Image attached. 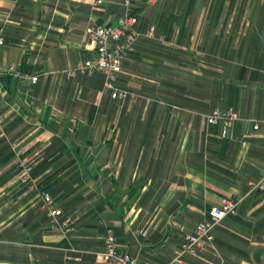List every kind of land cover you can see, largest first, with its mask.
<instances>
[{"label": "crops", "instance_id": "0c3cea01", "mask_svg": "<svg viewBox=\"0 0 264 264\" xmlns=\"http://www.w3.org/2000/svg\"><path fill=\"white\" fill-rule=\"evenodd\" d=\"M120 2L0 0V65H18L0 78L14 142L0 139V264H93L105 226L138 264H169L223 197L238 199L236 215L188 264H264V191L249 192L264 167V0L143 1L116 82L129 95L113 99L101 74L63 72L92 55L87 28L114 23ZM216 107L237 115L224 137L204 121ZM13 146L68 236L19 185Z\"/></svg>", "mask_w": 264, "mask_h": 264}, {"label": "built area", "instance_id": "2783aa9c", "mask_svg": "<svg viewBox=\"0 0 264 264\" xmlns=\"http://www.w3.org/2000/svg\"><path fill=\"white\" fill-rule=\"evenodd\" d=\"M139 1L121 0L124 11L116 18L114 23L89 26L87 34L90 42L94 45L92 55L77 61L73 67L64 70L63 74L71 78L76 75L92 76L95 73H100L104 78V88L110 92L111 98L124 99L127 96V90L119 88L116 82L118 75L121 73L123 58L128 52L132 51L134 43L140 35L135 28L138 18L132 12V7ZM92 2L95 6L102 4V0H92ZM145 35L153 38L154 27L150 26ZM157 39L164 40V37L158 35ZM2 43L3 37L0 33V45ZM17 67V64L0 66V78L6 73H17ZM24 76L33 83L37 80L36 76ZM236 119L237 115L234 110H224L219 107L204 115V121L207 124L221 125L220 135L222 137L226 135L227 130L231 128ZM2 128L3 118L0 115V133ZM26 179L24 178V180ZM255 191H264V167L259 178L249 184V192ZM39 197L47 215L52 219L51 226L54 228L56 220L62 215V210L55 205L50 194L42 192ZM237 204L238 199L221 198L216 205L210 208L208 216L197 223L192 234H183L182 240L174 250L173 259L169 264H185L183 261L185 256L195 255L197 250L205 248V244L213 246L211 245L214 239L213 228L220 224L225 216L236 215ZM59 228L63 230L65 235L74 230L72 224L67 220H63L59 224ZM103 244L104 247L101 251L94 252L93 264H138L136 257L118 249L116 236L110 226H105Z\"/></svg>", "mask_w": 264, "mask_h": 264}, {"label": "rangeland", "instance_id": "374dc122", "mask_svg": "<svg viewBox=\"0 0 264 264\" xmlns=\"http://www.w3.org/2000/svg\"><path fill=\"white\" fill-rule=\"evenodd\" d=\"M143 1H145L146 3H149V4H153L156 0H152V1H149V0H140L136 5H134L133 7H132V12H134V9H135V7L136 6H138L140 3H142ZM121 3V2H120ZM122 6V5H121ZM122 8H123V6H122ZM123 11H124V8H123ZM136 28V27H135ZM154 30H155V28H154ZM145 36H147V35H145ZM162 36V35H161ZM147 37H149V36H147ZM164 37V36H163ZM149 38H151V37H149ZM132 51H133V49H132ZM132 51H130V52H128L126 55H125V57L123 58V60L127 57V55H129L130 53H132ZM123 63V62H122ZM12 64H14V63H12ZM4 65H9V64H4ZM0 66H2V65H0ZM95 74H100V73H95ZM94 75V74H93ZM92 75V76H93ZM102 76V75H101ZM102 78H103V76H102ZM103 83H104V78H103ZM103 86H104V84H103ZM127 95H129V92H127ZM131 98L132 99H134V96L131 94ZM214 109V108H213ZM0 115H1V117L3 118V128H2V131H1V133H0V139H2V140H4L6 143H13L14 144V142H11V140H10V138L8 137V135H7V133L5 132V128H4V117H3V115L1 114V112H0ZM13 150V153L15 154V161L17 162V165H18V169H17V174H18V183H19V185L21 186H23V187H26L27 189L28 188H32V187H36V193H38V196L42 193V192H46V193H48V194H50L49 192H47V191H45V190H43V189H41V190H37V186H36V183H32V182H30V180H32L31 179V171H32V161H31V159L32 158H29L28 156H26V155H24V152L23 151H21L20 149H18V147L16 146V147H14L13 146V148H12ZM24 178H27L26 180H24ZM25 185V186H24ZM26 190V189H25ZM52 197V196H51ZM53 198V197H52ZM56 200H54V198H53V202L55 203V205L57 204L56 202H55ZM40 206H41V208L45 211V209H44V206H42V203H41V199H40ZM46 213V212H45ZM208 216V215H207ZM49 217V216H48ZM49 219H50V223H49V225H48V227H49V229H51V230H58V231H60L62 234H64V232H63V230L62 229H60L59 228V224L63 221V219H57L56 220V223H55V225H54V228H52V219L49 217ZM189 234H192V233H189ZM65 235V234H64ZM65 236H68V235H65ZM181 242V241H180ZM180 244V243H179ZM208 244H205V246L204 247H206ZM211 245H213V246H211V248H213L214 249V244L212 243ZM177 248V247H176ZM175 248V249H176ZM174 249V250H175ZM203 251H206L205 249H199V250H197V252H196V254L195 255H187V256H185L184 258H183V261H184V263L185 264H188V262H187V258H197L199 255H200V253L201 252H203ZM173 259V258H172ZM172 261V260H171Z\"/></svg>", "mask_w": 264, "mask_h": 264}, {"label": "trees", "instance_id": "16d2710c", "mask_svg": "<svg viewBox=\"0 0 264 264\" xmlns=\"http://www.w3.org/2000/svg\"><path fill=\"white\" fill-rule=\"evenodd\" d=\"M138 22V21H137ZM32 175V174H31ZM31 179L32 180H30V182H32V183H36V186H37V190H41V189H43V187L41 186V185H44V184H46V182H42V183H39L38 184V180L37 179H35L34 177H33V175L31 176ZM25 186V185H24ZM46 212V211H45ZM219 225V224H218ZM179 246V245H178ZM206 251H214V249L213 248H211V246H206L205 248H204Z\"/></svg>", "mask_w": 264, "mask_h": 264}]
</instances>
